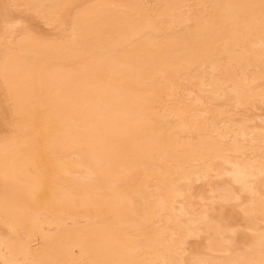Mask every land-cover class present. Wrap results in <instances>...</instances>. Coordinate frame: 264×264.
<instances>
[{
  "label": "bare ground",
  "instance_id": "obj_1",
  "mask_svg": "<svg viewBox=\"0 0 264 264\" xmlns=\"http://www.w3.org/2000/svg\"><path fill=\"white\" fill-rule=\"evenodd\" d=\"M0 264H264V0H0Z\"/></svg>",
  "mask_w": 264,
  "mask_h": 264
}]
</instances>
